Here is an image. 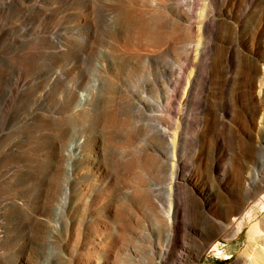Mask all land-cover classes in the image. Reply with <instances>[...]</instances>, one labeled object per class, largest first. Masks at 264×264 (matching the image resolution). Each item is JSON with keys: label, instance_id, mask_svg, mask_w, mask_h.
<instances>
[{"label": "rangeland", "instance_id": "rangeland-1", "mask_svg": "<svg viewBox=\"0 0 264 264\" xmlns=\"http://www.w3.org/2000/svg\"><path fill=\"white\" fill-rule=\"evenodd\" d=\"M158 3L161 6L141 0H0V173L5 149L14 145L26 154L23 177L35 190H40L39 179H46V171L53 163L48 150L60 140L67 148L75 145L78 151L84 138L94 141L101 137L105 144L133 152L132 156H125L111 151V172L120 179V191L100 206L98 195L106 184L103 176L91 177L90 169L80 167L83 182L75 185L84 190L77 204L84 214L90 213L88 218L110 212L111 217L106 216L107 223H112L108 233L129 238L122 249L116 250L118 255L112 264H152L158 261L165 245V233L156 227L155 215L160 212L157 195L167 194L170 172L158 167V161L163 159L157 160L160 150L150 125L167 109L183 62L182 50L171 45V39L178 34L173 1ZM248 3L245 0V8ZM263 8L264 0H256L245 18V122L236 117L230 130H214L218 138L215 156H222L227 165L226 177L219 172L213 177L206 174L213 156L195 157L192 152L181 165L178 181L198 193L212 195L216 201L242 195L247 172L251 178L256 174L264 178V125L256 122L253 132L247 126L254 106L251 94L257 96L258 90H252L249 82L255 78L256 85L264 87ZM234 9L237 13L243 10L241 5ZM142 10H159L167 19ZM78 15L83 21L78 22ZM110 33L114 37L109 39ZM220 61L222 65L214 73L216 98L225 97L223 93L227 92L233 99L242 89V81L239 75H233V82L226 87L227 58L221 57ZM106 77L118 83L110 87L121 97L118 105L107 101ZM81 95L90 97L83 107L78 101ZM129 135L133 136L132 144H125ZM252 143L255 151L250 150ZM139 152L149 157L146 168L142 167ZM81 154L86 158L92 155L91 151ZM263 185L264 182L260 186ZM183 193L195 207L193 223L204 230V211L188 189L183 188ZM143 198L148 201L146 207L142 205ZM263 198L264 193L257 190L254 197L244 202L245 212L259 210ZM108 202L114 205L109 212L101 209ZM223 204L214 206L221 211ZM126 206L132 208L130 217ZM90 219L87 225L93 222ZM259 222L263 232L254 248L251 228L255 222H251L239 238L233 239L227 232L218 234L204 251L193 255L191 264H251L247 259L251 253L264 264V212ZM199 239L190 237L186 245L193 247ZM88 251L89 248H81L80 253ZM64 253L69 256L73 252L65 249ZM94 262L104 264L102 259L95 258Z\"/></svg>", "mask_w": 264, "mask_h": 264}, {"label": "bare ground", "instance_id": "bare-ground-1", "mask_svg": "<svg viewBox=\"0 0 264 264\" xmlns=\"http://www.w3.org/2000/svg\"><path fill=\"white\" fill-rule=\"evenodd\" d=\"M141 1L155 2L161 6L158 3L160 0ZM172 1L173 20L178 34L171 39V45L177 51L182 50L183 63L177 82L170 91L167 109L150 125L160 150L157 160L163 159L158 161V167H164L166 173L170 172L167 194L157 195L160 212L155 215L156 227L165 233V245L160 250L158 261L152 264H191L193 255L204 251L218 234L227 232L233 239L239 238L247 223L255 222L251 228L252 248L263 232L259 220L264 212V203L259 210L253 208L246 212L244 206V202L254 197L257 190L264 193V185L260 186L264 178L259 174L251 178L250 173H245L243 194L218 201L212 195L207 196L204 191L198 193L187 183L178 181L182 162L192 152L195 157H214L206 172L209 177H213L215 172L226 177L227 165L222 156L218 159L215 156L218 138L214 130H230L236 117L245 122V18L256 0H248L246 8L245 0ZM68 5H71V1ZM237 5L243 8L240 13L234 9ZM86 8L90 9L89 6ZM63 10L66 11L67 6ZM142 12L167 19L159 10ZM76 19L78 22L83 21L82 15ZM111 37H114V33H110L108 38ZM224 56L227 58L228 73L226 87L233 82V75H239L243 84L233 99L227 92L223 93L225 97L222 98H216L215 95L214 73L222 65L220 58ZM112 62L116 63L114 60ZM262 72L264 74V68ZM105 79L107 101L118 105L121 97L110 90L111 85L118 83L110 77ZM255 81V78L248 81L252 90L258 88L257 96L251 94L254 106L247 121L252 132L256 122L264 125V87L256 85ZM258 97H262L260 103ZM78 101L83 107L90 97L81 95ZM132 139L133 136L129 135L125 144H132ZM106 144L101 137L94 141L84 138L79 144L80 149L76 151L75 145L67 148L62 140L54 143L48 150L53 163L46 171V179H39L42 182L40 190H35L23 177L26 154L22 148L14 145L5 149L0 173V264H95V258L102 259L104 264H112L113 258L118 255L116 250L122 249L129 239L119 237L116 232L113 233L114 237L108 233L112 223H107L106 216L111 217L109 210L114 205L108 202L106 207H101L109 212L106 216L98 215V218L90 219V213L84 214L77 204V198L82 196L84 190H78L75 186L83 182L79 174L80 167H83L91 170L89 176L105 178L104 190L98 195L99 206L120 191L117 190L121 185L120 179L111 172V151L125 156L134 153ZM256 149L252 143L250 150ZM81 151H91L92 155L86 158ZM139 155L142 167L146 168L150 164L148 155L142 152ZM172 161L174 164H171ZM183 188L188 189L196 198L198 207L204 211V230L193 223L191 215L195 207L186 200ZM215 203H224V208L218 210ZM142 205H148L146 198L142 199ZM125 210L130 217L131 206H126ZM89 219L93 222L87 225ZM193 236L200 239L193 247H188L186 240ZM65 241L70 245H65ZM81 248H89V251L80 253ZM65 249L71 250L72 255H65ZM247 259L251 264H260L252 253L247 255ZM234 264L241 263L237 261Z\"/></svg>", "mask_w": 264, "mask_h": 264}]
</instances>
